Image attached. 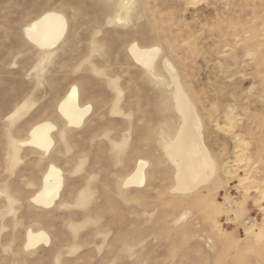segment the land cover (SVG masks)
I'll list each match as a JSON object with an SVG mask.
<instances>
[{
  "label": "rangeland",
  "instance_id": "rangeland-1",
  "mask_svg": "<svg viewBox=\"0 0 264 264\" xmlns=\"http://www.w3.org/2000/svg\"><path fill=\"white\" fill-rule=\"evenodd\" d=\"M47 10L67 28L42 51L23 29ZM133 42L160 47L156 77ZM164 60L217 162L187 196L164 152L179 124ZM73 85L91 105L79 127L56 110ZM41 120L57 127L50 152L12 157ZM139 159L144 182L123 186ZM49 163L64 180L42 208L31 196ZM27 229L50 241L25 248ZM0 264H264V0H0Z\"/></svg>",
  "mask_w": 264,
  "mask_h": 264
},
{
  "label": "bare ground",
  "instance_id": "bare-ground-1",
  "mask_svg": "<svg viewBox=\"0 0 264 264\" xmlns=\"http://www.w3.org/2000/svg\"><path fill=\"white\" fill-rule=\"evenodd\" d=\"M119 6L120 9L126 8L122 4ZM66 28L67 20L61 12L47 10L26 24L23 32L31 44L42 51H47L60 44ZM129 52L147 72H153L151 75L153 78L156 77L153 69L160 53V47L156 45L143 47L133 42L129 46ZM163 67L172 83L171 99L174 110L179 116V124L173 136H167L163 143L164 152L174 166L175 185L171 191L187 196L213 180L217 172V162L204 143L202 118L195 104L179 83L173 66L164 60ZM24 105L18 107L16 112ZM90 109V104L80 103L79 91L74 85L60 98L56 107L58 115L69 127H79L88 117ZM56 129L55 123L50 120H41L33 124L25 139L8 142L12 157L16 156L22 146H30L40 150L44 155L48 154L54 143L53 134ZM62 135L61 132L60 136ZM146 165L145 160L139 159L133 170L123 179V186L141 185L144 182ZM63 180L61 168L54 163H49L39 188L31 196L32 203L42 208L54 206L60 198ZM49 241L50 237L44 230L27 229L25 233V248L27 249L42 243L47 244Z\"/></svg>",
  "mask_w": 264,
  "mask_h": 264
}]
</instances>
